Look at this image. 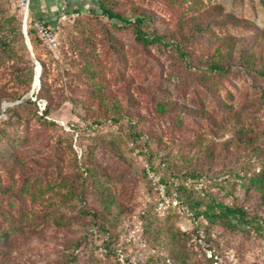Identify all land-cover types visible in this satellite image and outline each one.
<instances>
[{
  "label": "rangeland",
  "instance_id": "374dc122",
  "mask_svg": "<svg viewBox=\"0 0 264 264\" xmlns=\"http://www.w3.org/2000/svg\"><path fill=\"white\" fill-rule=\"evenodd\" d=\"M8 2L20 18L28 4L27 27L34 17L47 23L37 12L51 20L46 25L57 46L51 50L37 34V55L47 66L51 105L61 103L49 115L41 113L44 100L37 111L15 107L20 99L0 103V155L15 156L20 167L9 173L0 166V181L21 193L0 192V206L11 213L0 264H264V189L248 179L264 172L262 63L255 68L261 74L245 69L236 49L226 75L212 84L175 47L136 41L132 24L102 15L97 0ZM132 4L153 14L150 26L157 33L181 14H205L218 37L252 45L264 57V0H186L180 9L171 0H119L117 9L128 21L136 13ZM219 55L228 61L224 46ZM13 63L0 45V91L11 95L26 87ZM90 89L122 105L118 121L83 101ZM159 103L172 109L162 112ZM233 113L240 115L238 124ZM239 133L252 142L238 143ZM90 160L108 171L110 191L125 205L118 221L97 212L95 181L83 168ZM147 165L171 202L164 212L157 208L158 184L143 171ZM65 176L78 185L71 199L65 198L71 190ZM179 184L204 201L213 197L243 207L259 226L234 218L236 227L193 219ZM167 225L186 233L178 234L175 246Z\"/></svg>",
  "mask_w": 264,
  "mask_h": 264
},
{
  "label": "trees",
  "instance_id": "16d2710c",
  "mask_svg": "<svg viewBox=\"0 0 264 264\" xmlns=\"http://www.w3.org/2000/svg\"><path fill=\"white\" fill-rule=\"evenodd\" d=\"M97 1L102 15L107 16L109 19H118L120 21L130 22L133 27L135 40L139 43L143 45H149L158 42L164 45L175 47L180 58L186 61L189 60L190 64L196 69L197 75L202 77L206 82H210L212 84L217 83L218 76L224 77L226 75L231 65L230 61L232 60L233 52L236 49L238 50L237 58H239L242 67L247 70H252L255 73H262L259 70L256 72L255 68L258 62L262 63L264 68L263 55H257L256 52L251 49L252 45L249 47L244 45L242 42L234 43L232 39L218 37L216 33L208 29L205 14L189 17H184L181 14L172 27L168 28L162 33H157L154 32L150 26V24L155 22L153 14L140 5L132 4L133 6L131 9H133L136 13L134 19L132 21H128L125 19L123 13L117 9L119 0ZM171 1L176 4L178 9L184 7L186 3V0ZM8 3V0H0V45L4 54L14 60L12 66L15 76L19 80H23V84H25L26 87L22 93H15L13 95L0 91V103L3 101L20 99L15 107L29 105L34 107L37 111L39 108L38 102L44 100L45 107L41 109V113L42 115H49L55 109V107L61 103V99H59L57 104L53 106L51 105L54 101V95H52L50 91V85L47 78V66L46 63L37 55L40 42L39 39L36 38L37 33L31 25V21L35 19V17L31 18L28 22L27 33L30 38L33 53L41 65L39 76L40 82L38 91L35 92L34 88L31 95L24 96L26 92L31 91L32 89L36 63L33 61L30 55V51L25 43L21 30L23 17L20 18L15 11H10L8 8ZM226 18L235 24L239 22L235 16L230 14H227ZM46 24L48 25L50 23ZM115 40L117 41V39ZM190 46H196L199 49V52L194 54L192 50L189 49ZM222 46H224L226 55H228L229 58L226 62H223L221 60V55H219ZM24 60L28 64H23ZM87 73L92 75L93 71L90 68H87ZM33 96L35 97L34 99L32 98ZM70 100L74 103V105H76L78 102V98H73ZM83 101L85 103L95 105L100 110V112H102L101 116H104V114L110 112V118H112L114 121H118L124 113L122 105L119 102L112 99V103H107L105 96L96 90L90 89L89 93L85 95V99ZM171 109L172 107L167 106L165 103H159L158 110L162 112H168ZM8 110H10V108H6L5 111L7 112ZM232 118L234 119L235 124L239 123L240 115L238 113H233ZM237 141L238 143L250 144L252 142V138H245L239 133L237 136ZM0 166H2L3 169L9 173L13 170H20V167L16 162V157L13 155H0ZM83 168L84 171L90 177H93L95 181L100 204V211L98 210L97 212L102 215L107 214L108 219H112V222L118 221L121 214L124 212L125 205L121 199L111 193L110 186L106 182L109 177L108 171L93 160H90L89 164L84 163ZM151 168L155 170L154 167L150 166V169ZM144 169L146 171L145 167H143V171ZM79 176H82V174ZM248 179L250 184L257 187L258 190L264 189V172H261L260 174H252L248 177ZM64 180L67 181L71 186L70 195H65V198L67 197L71 199L73 192H77L78 185H75L76 179L75 177L72 178V176H65ZM160 180L165 184V186H167V190L170 193L171 184H169L168 180L165 177L160 178ZM9 183L10 182L5 184L1 183L0 181V192L2 191L4 194H7V196H9V192H14L16 196L20 197L21 193L18 192L19 190L17 189L15 191ZM176 188L182 193H185L187 208L191 212L192 218L195 220H206L208 222H216L217 220H220L225 222V224H227L229 227H236L237 224L232 223L234 218L237 223H245L248 225H253L256 223V226H259L258 218L255 216L249 217L247 211L241 206L219 201L213 197H210L208 201H204L200 197L193 195V193H191L183 184H179ZM80 199L81 198H79V200ZM262 203L264 205V196ZM90 214H92L94 217L97 216L95 211H90ZM8 220H11L10 210L4 206H0V239L4 236H7L5 223ZM164 231L168 234L172 232L170 235L173 240V246L178 244V234L182 236L186 235L185 232H181L178 228L176 231H174L172 228H169L168 225L165 227ZM181 254L182 253L180 251L176 252L178 258L183 259Z\"/></svg>",
  "mask_w": 264,
  "mask_h": 264
},
{
  "label": "built area",
  "instance_id": "2783aa9c",
  "mask_svg": "<svg viewBox=\"0 0 264 264\" xmlns=\"http://www.w3.org/2000/svg\"><path fill=\"white\" fill-rule=\"evenodd\" d=\"M26 9H28V4L26 5ZM31 25L37 32L38 36L43 39L46 42V45L54 51V49L57 46V38L55 33L44 23V21H41L37 18L33 19L31 21ZM147 174L149 178H151L154 183L158 184V188L160 189V192L162 193V197L159 199L157 203V208L159 211L164 212L171 206V202L169 199L164 195L163 191V185L161 183H158L159 181L156 182L155 177L153 175L152 170L150 167L147 165L146 167Z\"/></svg>",
  "mask_w": 264,
  "mask_h": 264
},
{
  "label": "water",
  "instance_id": "95a60500",
  "mask_svg": "<svg viewBox=\"0 0 264 264\" xmlns=\"http://www.w3.org/2000/svg\"><path fill=\"white\" fill-rule=\"evenodd\" d=\"M27 13H28V9H26L25 14L23 15V23H22L21 30H22V33H23V36H24L25 43H26V45H27V47H28V49L30 51V55H31L33 61L36 63L34 81H33V84H32V89L29 92V94H32L33 89L36 88L37 86H39V82H40L39 76H40V71H41V65H40V63L38 62V60L36 59V57H35V55L33 53L31 42H30V38H29L28 33H27V23H26Z\"/></svg>",
  "mask_w": 264,
  "mask_h": 264
},
{
  "label": "crops",
  "instance_id": "0c3cea01",
  "mask_svg": "<svg viewBox=\"0 0 264 264\" xmlns=\"http://www.w3.org/2000/svg\"><path fill=\"white\" fill-rule=\"evenodd\" d=\"M44 12V11H43ZM41 11L40 12H37L36 16H39V17H43L44 20L47 22V23H51V20Z\"/></svg>",
  "mask_w": 264,
  "mask_h": 264
},
{
  "label": "bare ground",
  "instance_id": "6f19581e",
  "mask_svg": "<svg viewBox=\"0 0 264 264\" xmlns=\"http://www.w3.org/2000/svg\"><path fill=\"white\" fill-rule=\"evenodd\" d=\"M25 12H26V8L24 7L23 8V15L25 14ZM27 17H28V13H27ZM27 19V18H26Z\"/></svg>",
  "mask_w": 264,
  "mask_h": 264
}]
</instances>
